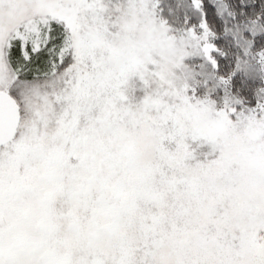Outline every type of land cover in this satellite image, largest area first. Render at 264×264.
<instances>
[{
    "label": "snow or ice",
    "instance_id": "obj_1",
    "mask_svg": "<svg viewBox=\"0 0 264 264\" xmlns=\"http://www.w3.org/2000/svg\"><path fill=\"white\" fill-rule=\"evenodd\" d=\"M0 264H264V0H0Z\"/></svg>",
    "mask_w": 264,
    "mask_h": 264
}]
</instances>
